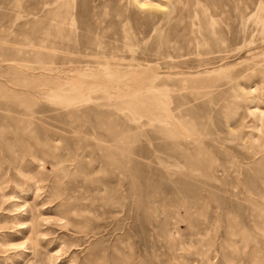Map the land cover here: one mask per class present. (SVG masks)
Returning a JSON list of instances; mask_svg holds the SVG:
<instances>
[{
  "label": "rangeland",
  "instance_id": "obj_1",
  "mask_svg": "<svg viewBox=\"0 0 264 264\" xmlns=\"http://www.w3.org/2000/svg\"><path fill=\"white\" fill-rule=\"evenodd\" d=\"M0 264H264V0H0Z\"/></svg>",
  "mask_w": 264,
  "mask_h": 264
}]
</instances>
